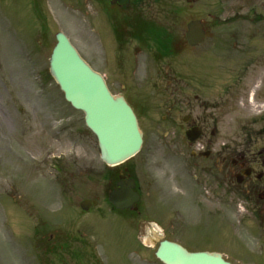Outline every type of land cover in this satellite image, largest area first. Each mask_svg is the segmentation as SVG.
I'll use <instances>...</instances> for the list:
<instances>
[{"label": "rangeland", "instance_id": "1", "mask_svg": "<svg viewBox=\"0 0 264 264\" xmlns=\"http://www.w3.org/2000/svg\"><path fill=\"white\" fill-rule=\"evenodd\" d=\"M28 1L0 0V264H71L64 244L84 255L77 264H162L155 256L158 245L151 241L154 233L179 241L191 251L219 249L232 260L230 194L224 189L218 193L217 221L200 224L201 210L209 206L205 201V208L200 207L196 195H209L208 189H144L151 218L158 225L145 226L142 241L132 236L135 219L126 221L108 209L106 189H100L104 164L97 139L87 129L83 113L66 102L47 73L55 34L64 31L118 94L120 79L128 72L123 51L118 45L106 47L98 30L90 26L91 19L97 18L91 2L73 0L69 10L64 0H45V17L39 19ZM261 1L168 0L166 4L163 0L155 7L158 24L180 29L188 19L197 18L207 26L222 27L214 57L222 63L233 57V94L228 90L231 73L227 67L215 93L206 95L217 103L215 113L222 118L215 147L233 146V151L244 152L251 160L264 148V39L260 44L252 39L258 30L263 37L264 20L256 21L248 11L254 5L261 9ZM182 11L184 17L179 15ZM231 26L246 35L245 41L233 43V51L226 39ZM151 89L167 90L156 100L171 102L163 79L156 76ZM251 94L257 106L250 104ZM155 113L143 116L146 142L142 153L163 155L168 153L169 141L167 126L161 123L165 111L156 108ZM252 166L262 169L259 160ZM167 192L181 197L179 209L170 212L173 221L168 219L163 197ZM87 199L97 200L98 205L85 213L80 203ZM243 201L233 194V221L243 213L239 212ZM47 238L56 250L46 251Z\"/></svg>", "mask_w": 264, "mask_h": 264}, {"label": "flooded vegetation", "instance_id": "2", "mask_svg": "<svg viewBox=\"0 0 264 264\" xmlns=\"http://www.w3.org/2000/svg\"><path fill=\"white\" fill-rule=\"evenodd\" d=\"M168 1V0H166ZM44 0H32L33 7L41 11ZM63 2V1H62ZM97 18H92L90 26L98 30L106 44L118 45L123 51L128 72L122 77L121 92L133 107L138 117L151 114L155 104L152 100L154 92L148 88L154 77L157 56L165 65L162 73L171 87V102L165 105L166 115L163 116L168 131L169 154H140L117 168L104 167L105 185L101 189H209L210 195L199 194V206L209 209L203 211V218L216 219L218 189H221V176L225 173L229 184L231 203V244L234 264H264V178L262 188L254 184L255 171L250 167L251 161L244 153L238 154L233 147L216 148L214 138L219 134L222 120L211 112L205 116L210 101L206 95L215 93L218 80L222 78L221 60L206 57L212 47H191L184 31L179 27L157 24L158 10L163 0H89ZM73 0H64V6L71 10ZM264 8V4L262 5ZM257 14V9H250ZM258 17H264L258 14ZM212 27L206 30V38L210 45L217 39V31ZM182 29V27L180 28ZM233 33L240 34L233 26L230 29V41L233 46ZM236 40L243 36L234 37ZM230 79L228 88L233 93V58L229 63ZM193 92V95L191 94ZM201 111L202 115H201ZM194 128L201 131L202 136L194 143L186 137ZM258 157L255 156V161ZM93 170V167H90ZM199 185L190 186V175ZM233 177L243 181L245 189H238L244 195L245 206L243 215L233 222ZM134 181V183L132 182ZM192 181V183H193ZM197 183V182H196ZM207 184V188H203ZM217 189V190H214ZM167 198L173 202L177 195L168 193ZM139 207L137 213L145 212L147 203ZM127 213V216L131 215ZM134 213V212H133ZM151 221H142L136 225L138 236L142 228Z\"/></svg>", "mask_w": 264, "mask_h": 264}, {"label": "water", "instance_id": "3", "mask_svg": "<svg viewBox=\"0 0 264 264\" xmlns=\"http://www.w3.org/2000/svg\"><path fill=\"white\" fill-rule=\"evenodd\" d=\"M188 37L191 45L203 41L201 22L189 24ZM57 41L50 60V73L66 100L84 112L86 125L97 136L102 160L116 165L134 156L142 147L143 134L132 108L123 97L110 93L104 78L82 59L65 34L59 33ZM138 200L133 189H121L110 195V201L119 209L132 207ZM91 206L89 201L82 204L85 210ZM157 257L165 264H231L221 254L189 252L167 240L160 243Z\"/></svg>", "mask_w": 264, "mask_h": 264}]
</instances>
